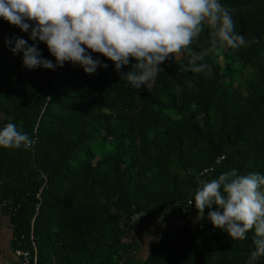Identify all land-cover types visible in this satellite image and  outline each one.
I'll return each instance as SVG.
<instances>
[{"label": "trees", "instance_id": "trees-1", "mask_svg": "<svg viewBox=\"0 0 264 264\" xmlns=\"http://www.w3.org/2000/svg\"><path fill=\"white\" fill-rule=\"evenodd\" d=\"M221 2L249 43L213 46L206 26L191 51L171 54L140 89L103 57L109 67L94 74L70 63L25 68L6 37H23L54 58L0 18V125L14 122L35 140L28 149L0 148L2 198L15 210L16 248H35L36 264H120L133 227L157 217L183 225L145 264L245 263L251 230L232 240L207 218L190 227L197 211L188 203L201 180L233 168L264 173V0ZM199 65L206 67L197 72Z\"/></svg>", "mask_w": 264, "mask_h": 264}, {"label": "clouds", "instance_id": "clouds-1", "mask_svg": "<svg viewBox=\"0 0 264 264\" xmlns=\"http://www.w3.org/2000/svg\"><path fill=\"white\" fill-rule=\"evenodd\" d=\"M0 18L29 32V39L42 42L54 58L43 57L37 44L29 45L23 37H6L12 54L22 53L25 68L55 70L70 63L94 74L98 67H109L103 57L136 89L155 82L171 54L191 51L188 46L206 26L213 46L249 43L237 31L233 10L221 0H0ZM130 64L129 70H122ZM34 143L16 123L0 125V148L28 149ZM188 204L194 205L198 220L207 218L232 240L248 239L251 230L246 264L264 259V173L240 174L233 168L201 180Z\"/></svg>", "mask_w": 264, "mask_h": 264}, {"label": "crops", "instance_id": "crops-1", "mask_svg": "<svg viewBox=\"0 0 264 264\" xmlns=\"http://www.w3.org/2000/svg\"><path fill=\"white\" fill-rule=\"evenodd\" d=\"M10 197V195H8ZM10 199V198H9ZM6 204H2V201ZM190 227L195 228L199 220L197 216H190ZM182 222L176 217H157L145 225L144 229L134 226L129 236L124 239L125 250L122 262L124 264H145L154 247L162 237L169 231L182 226ZM148 237H151L150 239ZM16 239L14 225L12 224V212L9 210L7 200L0 197V264H21V259L15 254ZM243 245V260L246 264L247 258L252 250V245ZM153 264H164L153 261ZM217 264V263H214ZM264 264V259L259 261Z\"/></svg>", "mask_w": 264, "mask_h": 264}, {"label": "built area", "instance_id": "built-area-1", "mask_svg": "<svg viewBox=\"0 0 264 264\" xmlns=\"http://www.w3.org/2000/svg\"><path fill=\"white\" fill-rule=\"evenodd\" d=\"M223 159H224V158H223V156H222V157L216 159V162H215V163H216V164H219ZM209 171H211V168L206 169V170L204 171V173L206 174V173H208ZM42 179H44V181L46 182V178H45V176L42 175ZM43 187H44V186H42V187L40 188L39 192H38L37 195H36V199L38 200V204H37V207H36V212L38 211L39 206H40V204H41V197H40V194H41V191H42ZM0 197H2L1 184H0ZM2 204L4 205V204H6V202L3 200V201H2ZM9 210L12 212V214H13V212L15 211V210H13V209L10 208V207H9ZM138 217H139V215H136V214H135V220H137ZM133 221H134V220H133ZM136 226H137L138 228L142 229L144 225H143V224H136ZM15 254L21 259V264H36V262H37V251H36L35 248L33 249V253H31L29 250H22V249H20V248L17 247V248H15ZM120 264H122V262H121Z\"/></svg>", "mask_w": 264, "mask_h": 264}, {"label": "rangeland", "instance_id": "rangeland-1", "mask_svg": "<svg viewBox=\"0 0 264 264\" xmlns=\"http://www.w3.org/2000/svg\"><path fill=\"white\" fill-rule=\"evenodd\" d=\"M152 84V82H149L148 84H146V86L150 87Z\"/></svg>", "mask_w": 264, "mask_h": 264}]
</instances>
